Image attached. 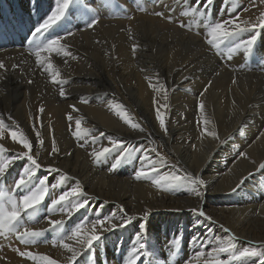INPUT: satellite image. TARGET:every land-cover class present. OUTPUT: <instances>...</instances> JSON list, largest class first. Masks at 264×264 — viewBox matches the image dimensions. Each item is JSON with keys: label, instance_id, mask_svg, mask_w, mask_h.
I'll use <instances>...</instances> for the list:
<instances>
[{"label": "bare ground", "instance_id": "bare-ground-1", "mask_svg": "<svg viewBox=\"0 0 264 264\" xmlns=\"http://www.w3.org/2000/svg\"><path fill=\"white\" fill-rule=\"evenodd\" d=\"M190 7L198 12L185 15ZM53 8L54 0H0V62L5 65L0 69V118L32 142V155L42 165L33 187L45 175L49 187L35 219L24 217L19 226L46 230L49 219H62L63 236H70L82 223L85 232L95 231L102 238L91 250L81 248L78 240H65L81 253L70 262L72 253L60 244L56 232L46 231L32 245L9 232L0 235V264H34L20 256L21 251L47 255L57 264H125L140 223L146 225L142 242L147 247L137 264H197L201 247L191 242L194 235L205 245L201 260L211 259L207 252L230 236L236 237L237 251L259 248L256 244L264 243V57L258 54H264V29H257L262 37L253 45L255 54L241 50L229 55L232 45L228 44L216 56V49L207 43V26L229 19L230 14L238 16L236 22L242 26L245 21L259 24L264 4L214 0L205 9L195 0H75L66 17L42 37L43 42L63 36L61 44L71 53L51 54L53 70L60 73L57 82L36 63L30 43L32 32ZM96 18L98 23L89 27ZM242 38L248 39L249 34ZM153 84L163 86L167 101ZM154 100L168 105L166 135L156 119ZM200 100L205 104L203 116L197 108ZM118 111H126L132 123L145 131L126 123ZM77 119L88 133L83 140L74 136ZM205 119L208 132H216V137L204 131ZM33 124L41 132L42 145ZM11 132H0L4 148L0 155L5 158L26 151L12 140ZM101 133L93 144L91 138ZM53 138L58 152L50 157ZM113 139L134 150L133 158L115 169L111 165L119 153L100 163L92 155L94 148L110 147ZM151 148L169 161L157 165L161 175L190 173L203 179L201 196L186 189L164 191L151 179L137 180L141 152ZM150 156L158 159L156 153ZM25 166L26 160L17 161L0 178V191L17 198L26 194L15 187ZM50 167L58 171H47ZM77 185L93 198L86 208L71 217L48 211L52 198ZM193 208L202 209L212 221L199 218ZM122 216L136 219L124 228L105 231L112 223L120 224ZM105 217H112L111 223L92 227L93 221ZM221 259H227V254ZM256 261L248 258L231 264Z\"/></svg>", "mask_w": 264, "mask_h": 264}, {"label": "snow or ice", "instance_id": "snow-or-ice-1", "mask_svg": "<svg viewBox=\"0 0 264 264\" xmlns=\"http://www.w3.org/2000/svg\"><path fill=\"white\" fill-rule=\"evenodd\" d=\"M197 5L203 6L205 9L211 7L214 4V0H195ZM264 4V0H260ZM75 3V0H54V8L51 10L50 14L40 22L37 27L32 32V37L34 38L32 43L33 54L36 58V63L41 66L44 71L51 73V79L53 82H57L60 75L59 71H54V66L51 63V54L56 53L57 55L71 56V53L66 51V46L61 44L63 36L57 35L54 38L46 39V41L38 42L36 38L44 37L46 33H49L51 29L56 27L65 17L71 5ZM197 7H190L188 12H185V15L191 13H197ZM157 15H162V13H156ZM200 16L204 15V12L198 13ZM171 19V17H169ZM239 17L230 18L226 20H218L211 22L207 26L208 36L210 37L207 40V43L213 46L217 51L221 50V45L227 44L232 45L228 48L229 55L236 53L238 51H243L244 53L251 54L253 45L257 40V29H264V13H261L260 23L259 24H248L247 21L244 22L243 26L240 23H237ZM98 23V18L93 19L89 22L88 26L92 27ZM184 24L181 23V27ZM249 34L248 39H243L244 34ZM70 34V33H69ZM136 45H133V50H135ZM74 58V57H73ZM15 67V66H13ZM5 68L3 62H0V69ZM32 83V81H29ZM152 87L157 91L163 93L164 100L167 101V92L161 85L159 88L157 85L153 84ZM207 91V89H205ZM60 95L65 96V91L63 88L60 90ZM155 107V116L158 120L160 128L163 130L165 135L168 132L166 126V112L168 110L167 103L160 105L159 101L154 100ZM75 108V106H72ZM116 109H123V105H114ZM198 111L201 116L204 115L205 104L203 100H200L197 105ZM40 112H43V107L40 108ZM117 115L121 116L126 123L131 124L133 128L139 129L141 132H144L145 129L140 126L139 123H132V118L128 115L126 111H118ZM68 119L71 120L72 116L69 114ZM205 125L204 131L209 136L216 137V132H208L207 125L209 121L205 119L203 121ZM5 127L4 119L0 118V129ZM33 129L35 131V136L40 145L43 144L41 139V132L36 128V125L33 124ZM88 134L87 130L81 129V121L76 120V131L74 136L77 139L83 140L84 136ZM104 134L101 133L100 136H93L92 143L95 144L100 137ZM11 138L14 141H19L23 145V148L26 151H22L12 155L11 157L5 158L3 155H0V178H4L8 170L19 160H26L27 166L23 167L19 178L15 181V187L17 189H22L26 194L19 196L17 198L14 195L0 191V235H7L9 232L14 233L17 239H19L25 245H32L37 243L38 238L45 235L46 231L56 232L59 237V242L62 246L72 253L70 257V262H75L77 257L81 254L70 244L65 243V240H78L81 248L85 250H91L97 241L102 238V234H97L95 231L87 233L84 231V224L78 223L72 230L70 236H63L60 232L63 229L65 221L62 219L52 220L49 219L50 228L46 230H34L29 227H20L19 222L22 218L26 217L28 220L35 219L36 213L39 210L42 203L49 196V187L46 184L48 176L45 175L38 180V183L33 187V181L36 178L37 171L42 170V165L38 162L37 158L32 155V142L23 135V133H17V131L11 132ZM124 141L121 140H110L111 146H105L100 150L93 149L92 155L95 157L97 163L102 161V158H108L113 153H119L115 162L112 163L111 168L115 169L121 165L124 161L132 159L134 156V150L128 147H125ZM83 147V145H81ZM3 145H0V153H3ZM58 152L56 147L55 139H52L51 152L48 155L51 157L53 154ZM151 153H156L158 159L153 160L150 156ZM71 155V153H68ZM140 164L141 168L136 171L135 178L137 180L146 178L151 179L152 182L159 188L164 191H178L181 189H186L190 193L195 194L197 197L201 196V189L205 185V181L199 177L193 176L190 173H185L183 175H176L175 173L165 172L160 174L158 171L157 165H169V161L162 154L157 152L156 148H151L150 150H143L140 155ZM147 167V171L145 170ZM171 168H176L175 165H170ZM264 168V165H261ZM47 171L56 173L58 170L55 168H49ZM65 179L64 176H61V181ZM243 181H241V184ZM238 185L237 187H239ZM56 185L53 184L52 188H55ZM235 191V189L233 190ZM93 199L89 197L88 194L83 191V189L77 185L76 187L71 188L68 191L62 192L59 196L51 199L48 211L54 212L59 211L60 213H66L67 216L71 217L75 212H79L81 209H84L88 206L89 201ZM199 218L203 220L212 221V217L207 215L202 209L197 210L195 208L191 209ZM145 214V218L147 217ZM112 217H105L104 219H97L93 221L92 227L95 228L97 225H104L105 221L111 223ZM136 217L132 216H122L120 224H111V227L107 228L105 231L111 232L120 228L126 227L130 224ZM202 222V221H201ZM199 225V224H197ZM146 225L144 223L139 224V231L135 235V245L133 246L131 252L128 253L127 260L125 264H137V261L145 255V249L147 247L142 235V232L145 230ZM227 231V230H226ZM179 235V234H178ZM235 236H230L226 242H220L218 247H212L210 251L207 252V256L211 259H203L205 257V251L203 248L205 245L199 240V237L193 236L191 239L192 243L199 244L201 250L196 253L197 264H231L232 261L248 259V258H257L256 264H264V243H261L259 248L257 247H244L242 250L237 251L235 244ZM222 254H227V259H221ZM19 255L22 257H27L34 261V264H57V261L50 258L47 255H40L33 253L31 251H21ZM185 264H191V261H186Z\"/></svg>", "mask_w": 264, "mask_h": 264}, {"label": "rangeland", "instance_id": "rangeland-1", "mask_svg": "<svg viewBox=\"0 0 264 264\" xmlns=\"http://www.w3.org/2000/svg\"><path fill=\"white\" fill-rule=\"evenodd\" d=\"M81 1H82V0H78V2H80V3H81ZM39 16H40V18H41L42 15H39ZM211 17H212V16L210 15L208 18H211ZM38 19H39V18L36 19L37 24H38ZM260 37H262V34H261V33L257 36V38H260ZM37 40H38V41L40 40L39 42H42V37H38ZM226 45H228L227 42H225V44H223V45L221 46V48H222L221 51H219V52H218L217 50L215 51V55H216V56H221V55L223 54L222 50H223V48H224ZM210 46H211V45H210ZM217 53H218V54H217ZM221 53H222V54H221ZM251 53H254V54H255V49H254V48L252 49V52H251ZM258 55L264 57V54H258ZM251 71H252V70H251ZM251 71H250V72H251ZM263 73H264V70H263ZM4 124H5V127H3L2 129H0V132L14 131L12 128H10V127L5 123V121H4ZM256 245H260V244H256Z\"/></svg>", "mask_w": 264, "mask_h": 264}]
</instances>
